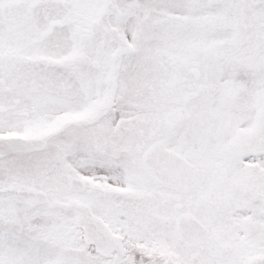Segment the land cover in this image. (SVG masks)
<instances>
[{
  "label": "snow or ice",
  "instance_id": "6c2138e0",
  "mask_svg": "<svg viewBox=\"0 0 264 264\" xmlns=\"http://www.w3.org/2000/svg\"><path fill=\"white\" fill-rule=\"evenodd\" d=\"M0 264H264V0H0Z\"/></svg>",
  "mask_w": 264,
  "mask_h": 264
}]
</instances>
